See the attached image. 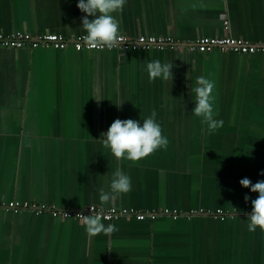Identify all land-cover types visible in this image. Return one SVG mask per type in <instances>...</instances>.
<instances>
[{
	"label": "crops",
	"instance_id": "crops-1",
	"mask_svg": "<svg viewBox=\"0 0 264 264\" xmlns=\"http://www.w3.org/2000/svg\"><path fill=\"white\" fill-rule=\"evenodd\" d=\"M76 3L0 0V34L85 35ZM113 15L118 36L264 41V0H125ZM155 59L172 63L171 82L142 71ZM198 76L215 81L223 124L212 132L191 112ZM152 112L167 147L121 160L132 189L102 206L117 161L101 134ZM262 171L264 52L0 47V264H264V231H248L246 219L258 194L239 184L264 180ZM12 201L181 216L103 221L117 230L91 235L84 221L6 211Z\"/></svg>",
	"mask_w": 264,
	"mask_h": 264
},
{
	"label": "clouds",
	"instance_id": "clouds-1",
	"mask_svg": "<svg viewBox=\"0 0 264 264\" xmlns=\"http://www.w3.org/2000/svg\"><path fill=\"white\" fill-rule=\"evenodd\" d=\"M124 4L125 0H77L76 7L83 13L80 27L85 35L82 36V39L94 46L99 44L112 46L119 35V24L113 14L122 11ZM172 68V63H162L155 59L148 61L142 71L146 72L150 80L160 78L171 82L173 79ZM214 87L215 81L204 76L196 77L195 86L191 85V94H195L194 107L191 112L203 120L209 132L223 124L222 120L216 119ZM120 104L121 102L115 105L119 106ZM155 117L156 113L152 112L142 120L115 119L107 131L101 134V139L98 142L117 161V167L112 172L108 189H100L99 200L102 202V206L132 189L130 176L121 169V160L136 162L148 157L158 149L167 147L168 138L162 134L161 125ZM260 175H264V171ZM239 184L243 188L249 189L250 192L258 194L255 199L251 200V211L247 214L248 231L256 232L258 229L264 231V180L252 183L249 178L244 177L240 179ZM249 199L250 197L245 196L246 202ZM84 224L86 232L91 235L102 232L111 233L117 230L116 225H106L101 217L95 214L86 215Z\"/></svg>",
	"mask_w": 264,
	"mask_h": 264
},
{
	"label": "built area",
	"instance_id": "built-area-1",
	"mask_svg": "<svg viewBox=\"0 0 264 264\" xmlns=\"http://www.w3.org/2000/svg\"><path fill=\"white\" fill-rule=\"evenodd\" d=\"M228 28V22H225ZM83 35L75 36L72 38L65 37L61 34L55 33H37L31 34L27 32H14L10 34H0V47H13L20 49L24 46H29L33 49L36 48H52L55 50H65L73 46L76 50L87 51H117L127 52L136 51L140 49H184L187 48L191 51H199L204 54L212 53L213 51L220 52H233L241 55H249L257 52H264V41L254 44L243 39H237L229 36L225 37H203L199 38L192 44H182L175 41L171 37H157V36H139L137 38H130L123 35L118 36V39L113 42L112 46L104 44L92 45L82 39ZM3 208L6 211L17 213L21 210L34 211L36 213H49L54 218L64 220H79L84 221L86 215L95 214L99 215L102 221L112 222L123 218H135L138 221L149 219H156L160 215H166L174 219H178L181 214L179 212H171L169 210L163 213H143L137 212L133 209L123 208H101L97 206H89L80 209H61L56 206H48L41 203H22L20 201H12L4 204ZM202 212V211H201ZM215 218L225 219L229 214L223 211H217L211 214Z\"/></svg>",
	"mask_w": 264,
	"mask_h": 264
}]
</instances>
